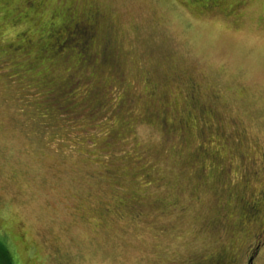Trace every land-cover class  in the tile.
I'll return each instance as SVG.
<instances>
[{"label":"rangeland","instance_id":"rangeland-1","mask_svg":"<svg viewBox=\"0 0 264 264\" xmlns=\"http://www.w3.org/2000/svg\"><path fill=\"white\" fill-rule=\"evenodd\" d=\"M0 245L264 264V0H0Z\"/></svg>","mask_w":264,"mask_h":264},{"label":"flooded vegetation","instance_id":"flooded-vegetation-1","mask_svg":"<svg viewBox=\"0 0 264 264\" xmlns=\"http://www.w3.org/2000/svg\"><path fill=\"white\" fill-rule=\"evenodd\" d=\"M257 246V245H256ZM256 246L254 247V250H252V253L255 252V249H256ZM252 257L250 256V258L248 259V264H251L252 263Z\"/></svg>","mask_w":264,"mask_h":264},{"label":"trees","instance_id":"trees-1","mask_svg":"<svg viewBox=\"0 0 264 264\" xmlns=\"http://www.w3.org/2000/svg\"><path fill=\"white\" fill-rule=\"evenodd\" d=\"M2 249V246L0 245V250ZM4 254V253H3ZM0 264H2V259L0 258Z\"/></svg>","mask_w":264,"mask_h":264}]
</instances>
